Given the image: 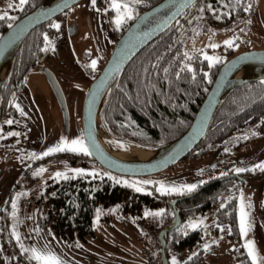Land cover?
Segmentation results:
<instances>
[{"label":"rangeland","instance_id":"374dc122","mask_svg":"<svg viewBox=\"0 0 264 264\" xmlns=\"http://www.w3.org/2000/svg\"><path fill=\"white\" fill-rule=\"evenodd\" d=\"M12 1L0 0V15L6 12ZM253 2L254 6L246 21L237 22L229 28L201 31L192 41L191 47L198 49L203 57L204 53L213 57H223L224 52L220 49L226 50L228 47L224 41L236 37L235 46L231 47L234 54L252 48H263L264 0H253ZM105 6L112 8L111 0H108ZM113 10L115 11L113 19H115L117 13L115 9ZM101 19H105V14L100 15V10L90 0H80L53 21V24H59L60 27L54 28L53 35L48 39L50 48L46 60L41 63L42 71H38L37 68L32 69L13 98V108L16 111L13 123L24 129L23 138L35 143V146L28 147L25 158L41 157L43 152L59 145L62 138L70 141L80 137L78 117L75 118L73 111L75 110L76 115L80 116L84 93L110 53V45L107 44V36L101 27ZM114 42L112 39L111 48ZM213 43L219 47L214 49L209 47ZM94 59L97 60L95 69L90 66ZM48 73L56 79L66 97L68 130L65 129V118L60 113ZM16 105L23 109L24 115H21ZM3 120L8 121V117H4ZM254 132L256 129L252 125L241 130L239 133L247 136V139H244L238 147L230 149L225 159H222L225 151L223 146L212 147L202 154L182 159L168 169L142 177L115 176L96 162L73 163L68 157H58L47 159L32 169L33 175L41 168L45 171L34 175L38 177V181L26 185L24 181L20 182L25 167V162L21 161L22 156L16 152L7 155L0 150V209L8 204V213L14 217L12 219H15V222L21 220L25 222L19 231L23 234L22 237L33 239L31 246L28 241L20 240V237L19 240L16 237L15 239L19 249L22 251L25 248L29 249L26 252L28 256H32L30 251L32 248H37L54 253L63 264H161L158 252L160 248L156 238L158 232L156 236H152L153 226L146 223V217L149 215L146 216L145 213L150 211L140 209L139 215H136L139 222L129 213L116 215L112 205L103 209L97 207L91 221V232L83 238L67 240L56 234L44 221L43 211L35 201L40 183L49 178H57L54 175L56 172L74 175L76 173L69 171L70 169H84L85 173H107L133 190L135 187L129 185L136 184L137 187L143 188L141 192H148L150 189L147 185L153 184L152 187L157 190L163 182L165 187L181 188V192H171L179 194L186 191L183 188L185 185H197L209 178L226 174H239L235 171L236 168L254 169L240 173L257 170L255 166L264 163V135L256 136L253 135ZM108 145L115 150L119 149L116 142H108ZM125 181L128 183H124ZM144 181L151 183L146 185L142 183ZM229 195L230 193L221 194L214 206L205 211H198L182 222L188 226L190 222L202 220L203 224H200L202 239L198 246L169 254V264H172L173 257L176 258L177 264H182L197 249L205 250L206 254L195 264H231L234 260L235 248L241 246L248 254V249L245 247L248 240L254 242L257 253L256 264H264V224L259 210L264 206V175L245 179L237 192L239 231L241 195L252 224L246 236L240 232L239 239L228 235L230 232L228 226H220L217 231L214 230V208ZM13 202L16 204L15 209L12 207ZM248 204H251L250 209L247 208ZM159 211H161L159 208L151 210V212ZM150 216L151 220L156 221L157 216ZM9 228L13 227L9 226ZM205 244L209 246L207 249L204 247ZM13 249L11 247L5 252L0 245V264H10V261L17 263L18 259ZM249 258L252 261L250 256Z\"/></svg>","mask_w":264,"mask_h":264},{"label":"trees","instance_id":"16d2710c","mask_svg":"<svg viewBox=\"0 0 264 264\" xmlns=\"http://www.w3.org/2000/svg\"><path fill=\"white\" fill-rule=\"evenodd\" d=\"M40 1L29 0L30 6H26L17 18ZM121 1L129 3L134 18L159 0H141L140 3H132V0ZM249 2L251 0H196L163 33L146 44L120 72L98 109L103 130L115 139L144 146H160L181 135L188 127L210 85L209 81L221 64L219 62L209 66L200 51L191 47L192 41L201 31L227 28L235 20L246 19L250 11L244 9ZM217 15L220 19L216 18ZM51 20L28 33L18 48L2 85L17 80L18 70H15L25 63L32 49L37 46V40L47 33L50 34L51 28L47 24ZM132 20L122 24L118 33ZM12 22L7 21L0 33ZM184 53H188L192 60H186ZM188 63L194 70L195 78L193 72L184 68ZM205 73L208 75L205 76ZM13 76L15 78L12 80ZM263 115L264 80L241 83L219 103L208 129L190 156L199 155L211 147L226 146L228 143L231 148L238 147L241 142L239 132ZM68 176L69 179L60 177L43 183L45 203L42 208L46 225L67 240L83 238L90 233L96 208L103 209L108 205L113 206L116 215L130 213L134 218L142 208L150 212L154 208L163 210L162 215L156 217V221L151 220L150 215L146 217V223L153 226L152 236H156L162 227L170 224L172 212L167 198L163 196L172 197L171 193L156 196L161 194L156 189L151 192H137L121 182L117 183L119 180L113 179L109 174ZM241 183L230 178L207 184L196 194L178 202L177 206L183 211L181 217L186 220L198 211L209 209L215 205L221 194L230 193L214 208V230L217 231L220 226H228V235L239 239L237 192ZM164 238L165 252L169 258L171 253L198 246L202 239V226L190 228L182 223L168 231ZM157 244L160 248L158 238ZM194 254L182 264L198 263L206 252L197 249ZM233 259L231 264H252L241 246L233 250Z\"/></svg>","mask_w":264,"mask_h":264},{"label":"water","instance_id":"95a60500","mask_svg":"<svg viewBox=\"0 0 264 264\" xmlns=\"http://www.w3.org/2000/svg\"><path fill=\"white\" fill-rule=\"evenodd\" d=\"M79 1L41 0L35 7L13 21L12 27L8 26L0 33V86L11 68L18 48L28 33L37 26L58 17ZM195 1L192 0L189 3V0H159L139 12L117 37L102 67L88 85L80 109L81 133L92 153L89 157L101 168L119 176L142 177L172 167L192 152L208 129L215 109L228 93L241 83L264 80V76L245 72L252 69H264V48H252L235 53L225 59L217 68L188 127L181 135L160 146L140 145L157 150L152 158L143 162H129L120 159L106 149V147H111L108 145V142L111 141L116 142L117 145H120L121 142H128L109 136L100 124L98 109L106 93L130 60L146 44L163 33ZM185 4L188 6L185 7ZM21 26H23V31L18 33ZM10 40L11 43H9ZM5 65V73L1 76ZM48 77L60 105L64 106V98L56 79L51 74H48ZM97 124L104 132V135L101 136L103 140L97 136ZM111 149L112 152L119 150H115L113 147ZM232 177L242 179L237 174H227L214 181ZM203 186L169 202L173 213L171 224L162 227L157 233L160 242L161 264H168L164 236L180 223L179 210L174 206L175 201L197 193Z\"/></svg>","mask_w":264,"mask_h":264},{"label":"flooded vegetation","instance_id":"af4514ba","mask_svg":"<svg viewBox=\"0 0 264 264\" xmlns=\"http://www.w3.org/2000/svg\"><path fill=\"white\" fill-rule=\"evenodd\" d=\"M107 1L108 0H104V1L103 0H96L95 6L97 7V9L100 10V15L102 13L105 14V19H101V27H102L103 31L105 32V34L107 36V40H108L107 44L110 45V47H109V51H110L111 45L113 43V42L112 43H110V42H111L112 39H114V41H115V39L118 37V34H119L118 30L120 29V27L118 28L116 26L115 19H113V16L115 14V11L113 10V8L105 6ZM18 2H19V0H13L11 2V4L16 5V4H18ZM30 4L31 3H28V4L24 5L23 9L26 6H30ZM247 5H251V7L249 8V11H250L249 15H250L252 7L254 6L253 0H251V2H249V3H247ZM22 11L18 7H13V8L7 7L6 8V12L8 13V16L9 17L15 16L16 19H17V17L20 15V13ZM61 15H59L55 19L60 18ZM249 15L247 16V18L249 17ZM247 18L244 19L243 21H246ZM55 19L51 20L49 22V24H47L48 28L49 29L51 28L50 29L51 30L50 34H48V33L45 34L48 37V39L53 35L54 28L51 27L50 25L53 24V21ZM7 21H15V20H11V19H7L6 18L5 20L0 21V30H1V28L4 26V24ZM243 21L242 20H235L234 23L230 27H232L237 22H243ZM227 28H229V27H227ZM209 29H220V28H209ZM41 35H42V33H41ZM44 36L41 37V39L37 40V43H36L37 46L32 49V53L29 54V57L26 58L25 63H23L22 65L18 66L17 69L15 70V72L18 70V72L16 73V75H18L17 76V80H15L14 79L15 77L13 76L12 80L14 79L13 81H15V82L10 81V82H8L6 84H3V85L1 84V86H0V137H2V138H0V150L4 151L7 155L8 154H13V153L16 152V153H18L19 156H22L21 157V161L25 162V167H24L23 173H22V175L20 177V182L24 181V184H26V185L27 184H31L32 182L38 181V177L34 176L31 173L32 169H34L39 163L44 162L47 159H53V158H58V157H68L70 159V161L73 162V163H83V164H85L87 161L94 162L89 157V155H85L83 153H74V152H69V151L53 152L52 154H50L48 156L33 157V158L30 157V158L27 159V158H25L24 155L27 152L28 147L29 146H31V147L35 146V143L33 141H30V140L28 141L25 138H23L24 129L21 126L15 124V123L7 124L6 121L4 122V120H3L4 117L7 116L8 120H13L14 121V116L16 115L15 114L16 111H15V108H13V98L15 97L16 93L23 86L26 78L28 77V75L32 71V69L37 68L38 71H42L43 67H41V66H43V65H41V63L46 60V58L48 56L49 48H50L49 47V45H50L49 40H48V43H46L45 40H44ZM45 48H47V50L46 51H42V49H45ZM109 51H108V53H109ZM220 51L224 52V56L223 57L220 56L221 63L225 59H227L228 57H230L231 55L234 54L232 52L231 47H226V50L220 49ZM48 74H47V76H48ZM50 86H51V89H52V91L54 93V97L56 98L57 103H58V105L60 107V113H62V115H64V118H65V121H64L65 129L68 130L69 129V118H68V109H67V106L65 104V98L66 97L64 96V93H63L61 87L59 86L60 90H61V93L63 95V98H64V104H65L64 106H61L59 101H58V99H57V96L55 94V91H54L51 83H50ZM73 113H75V118L78 117V124L80 126L79 131H80V137H81L82 133H81L80 116L76 115V111L75 110L73 111ZM249 125L254 126V128L256 129V132H254L255 134H253V135H256V136L264 135V115L259 117V118H257L254 121H251L249 124H247V126L245 128H247ZM13 132L19 133L20 135H18V136L9 135V133H13ZM251 135H249V137H251ZM240 136H241V142H240L239 145L242 144V142L244 140V137H245V136H243L241 134H240ZM230 146H231L230 143H228V145H226V146H223L224 148H227L228 151H224L223 152L222 159H225L227 157V154L229 153V150L232 149ZM206 151H204V152H206ZM190 154H188L189 157H191ZM188 155L185 158H183V159L188 158ZM248 173H250L252 175L249 176ZM97 174H99V173H97ZM66 175H68V174H66ZM237 175L241 176L242 179H237V178H234V177H232V179H236V180H238V181L243 183V181L245 179H250V178L263 176L264 175V171H261L260 169H257L254 172L239 173ZM223 176H225V175H223ZM223 176H221V177H223ZM218 178H220V177H212V178L207 179L206 181H203L202 183L197 184L196 188L194 190H192L191 192L195 191L197 188H199L202 185H204L203 187H205L209 183L216 182L214 180L218 179ZM52 179H56V178L55 177L54 178H49L46 181L52 180ZM226 179H230V178H226ZM46 181H44V182H46ZM218 181H220V180H218ZM44 182L40 183V190H39L38 195H37V197L35 199V201L39 203L41 209L44 207L43 204L45 203V199L43 198L44 197V194H43V192H44L43 191L44 190L43 183ZM242 183H241V185H242ZM147 186L150 189V191H148V192H151L153 189H155V188L152 187L153 184H151L150 186L149 185H147ZM191 192L185 191V192H182V193H179V194L171 193L173 195L172 197H170V196H168V197L167 196H163V197L167 198V202L169 204V202L171 200H173V199L175 200L176 198H179V197L184 196L186 194H190ZM157 193H161V194H157V195L155 194L156 196H161V195H164L165 192H158L157 191ZM186 198L178 199V200L175 201V204H174V206L176 208H178V210H179L180 223L178 224V226L182 224L184 219L181 217L183 215V211H180V208L177 206V204H178L179 201H181L183 199H186ZM8 199H10V196H8ZM169 206H170V209H171V212H172L171 205L169 204ZM259 210H260V215H261L262 222L264 224V215H263L264 214V206H262L261 209L259 208ZM172 216H173V213H172ZM172 216H171V219H172ZM12 218H14V217L10 216L9 213H8V204L4 208L0 209V245L2 246V248H3V250L5 252H7L11 247L14 248L13 250H15L14 251L15 256L18 259L16 264H39L38 261L30 258L31 255L28 256L24 250L22 251L21 249H19L16 246V239H15L16 234H19V237L21 238L20 240L28 241L30 243L29 244L30 246L32 244L31 240H33V239L22 237L23 234L19 231V229L24 226L25 222H23L22 220L20 222L19 221L15 222V219L13 220ZM171 219H170V224H171ZM10 220H12V222H10ZM9 226H12L13 228H9ZM165 226H167V225H165ZM12 229H13L14 233H12L13 232ZM28 242H26V243H28ZM30 246H29V248H30ZM10 264H14V262L10 261Z\"/></svg>","mask_w":264,"mask_h":264},{"label":"snow or ice","instance_id":"6c2138e0","mask_svg":"<svg viewBox=\"0 0 264 264\" xmlns=\"http://www.w3.org/2000/svg\"><path fill=\"white\" fill-rule=\"evenodd\" d=\"M92 4L95 5L96 4V0H91ZM141 0H132V3H140ZM192 0H189V3H191ZM29 0H19L18 4L14 5V4H9L8 7L9 8H13V7H18L21 11L23 10V6L28 4ZM111 6L113 9L116 10V17H115V24L116 26L119 28L122 24L126 23L127 20L133 19V9L130 7L129 3H122L121 0H111ZM185 7L188 6L187 4L184 5ZM211 7V6H209ZM251 7V5H248V7H246L244 10L248 11L249 8ZM201 11H203V9H201ZM11 19V20H16L15 16H8V13L5 12L3 15H0V21H3L5 19ZM217 19H220V16L217 15L216 17ZM53 28H59L60 25L59 24H52L50 25ZM9 27H12L11 24H9ZM23 31V26L19 27L18 29V33ZM237 39L236 37L229 39V40H225L224 44L227 45L228 47H233L234 45V40ZM44 40L46 43H48V37L45 35L44 36ZM12 41L10 40L9 43H11ZM209 47L211 48H217L219 47V45L217 44H210ZM47 48L42 49V51H46ZM204 55V59L207 60L209 62V66H212L214 63H219L221 62V58L220 57H213V56H209L206 53L203 54ZM184 58L188 61L192 60V57H190L188 55V53H184ZM97 64V60H92L91 61V67L93 69H95ZM184 68L189 71V72H193V78H195V73L193 68L191 67V64H185ZM165 71H167V69H165ZM205 76L208 75V73L204 74ZM211 82V81H209ZM16 107L20 110L21 115H24L23 109H20L19 105H16ZM14 121L13 120H8L6 121L7 124H12ZM255 134V133H253ZM9 135H20L19 133H9ZM2 138V137H0ZM244 139H247V136L244 137ZM64 151H69V152H74V153H83L85 155H91L92 153L89 151V147L88 145L85 143V140L83 138V136L77 138V139H72V140H67L65 138L61 139V143L55 147L49 148L47 151L42 153V156H48L50 154H52L53 152H64ZM225 151H228L227 148H225ZM256 169H260L261 171H264V163H260L257 164L255 166ZM249 170H254V169H245V168H236L235 171L237 173L240 172H244V171H249ZM43 171H45V169L41 168L39 169L36 173H34V175H39L40 173H42ZM69 171L76 173L77 175H85V170L84 169H70ZM88 175H96L95 172L92 173H87ZM57 178H64V179H69L70 177L68 175H66L65 173L62 172H56L54 174ZM105 175H108L107 173H105ZM113 179H115L113 177ZM117 183H120V181H117ZM124 183H128L127 181H125ZM142 183H151V181H144ZM131 187H135V190L137 192L143 191V188L141 187H137L136 184H131L129 185ZM184 190L191 192L192 190H194L196 188L195 184H191V185H185L183 186ZM157 191H161V192H165V193H171V192H181V188L179 187H165L163 182H161V186L160 188L157 189ZM224 205L222 204L221 207H223ZM12 207L15 209L16 204L15 202H13ZM247 208H251V204L247 205ZM163 210L159 211V212H146L145 215H152V216H160L162 215ZM99 214V212H98ZM200 224H203V221H199V222H190L188 224V227L190 228H196L198 227ZM239 226H240V232L242 235L246 236L247 232L250 230V228L252 227L251 224V218L249 215V212L246 210L245 204H244V199H243V195H241V205H240V215H239ZM217 227H219V225H217ZM186 234V233H185ZM16 238L17 240H19V234H16ZM21 247L23 248V245H21ZM205 249H207L209 246L207 244L204 245ZM245 247L248 249V254L249 256L252 258L253 264H256V260H257V253L255 250V246H254V242L251 240H248L245 244ZM25 252H28L29 249H23ZM32 256L30 257L31 259H34L36 261L39 262V264H63V262L61 261V259L56 256L54 253L52 252H45V251H41L37 248H32L31 250ZM195 255V254H194ZM189 259H191V257H189ZM172 264H177L176 258L173 257L172 258Z\"/></svg>","mask_w":264,"mask_h":264},{"label":"bare ground","instance_id":"6f19581e","mask_svg":"<svg viewBox=\"0 0 264 264\" xmlns=\"http://www.w3.org/2000/svg\"><path fill=\"white\" fill-rule=\"evenodd\" d=\"M5 68L6 65L3 67L1 76L5 73ZM245 72L264 76V69H252L246 70ZM96 133L99 138L104 135V132L99 128L98 124ZM118 147L119 150L115 152H112L113 150L111 149V147H106V149L114 155L120 157V159L129 162H143L152 158L157 153L156 149L142 147L140 145L132 144L129 142H121Z\"/></svg>","mask_w":264,"mask_h":264}]
</instances>
